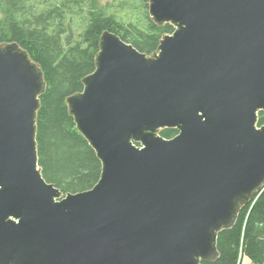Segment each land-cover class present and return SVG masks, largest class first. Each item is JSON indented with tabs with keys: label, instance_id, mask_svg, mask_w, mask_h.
Here are the masks:
<instances>
[{
	"label": "water",
	"instance_id": "95a60500",
	"mask_svg": "<svg viewBox=\"0 0 264 264\" xmlns=\"http://www.w3.org/2000/svg\"><path fill=\"white\" fill-rule=\"evenodd\" d=\"M147 1L174 32L148 55L105 30L96 70L67 99L102 162L89 190L45 178V74L0 43V264L216 261L219 234L264 190V0Z\"/></svg>",
	"mask_w": 264,
	"mask_h": 264
},
{
	"label": "trees",
	"instance_id": "16d2710c",
	"mask_svg": "<svg viewBox=\"0 0 264 264\" xmlns=\"http://www.w3.org/2000/svg\"><path fill=\"white\" fill-rule=\"evenodd\" d=\"M97 2L0 0V43H19L45 74L47 89L37 120L39 164L47 181L64 194L93 188L102 173L101 160L78 130L67 104L68 97L84 90V78L96 70L102 33L114 31L152 55L163 36L175 30L171 23L160 26L152 19L147 0H139L124 16L106 12ZM262 125L264 112L259 114ZM177 134L176 129L161 130L165 138ZM243 209L236 225L219 234V259L203 264H240L243 257L264 264V190Z\"/></svg>",
	"mask_w": 264,
	"mask_h": 264
},
{
	"label": "rangeland",
	"instance_id": "374dc122",
	"mask_svg": "<svg viewBox=\"0 0 264 264\" xmlns=\"http://www.w3.org/2000/svg\"><path fill=\"white\" fill-rule=\"evenodd\" d=\"M138 2L139 0H98L97 3L101 9L105 10L110 14L114 13L117 14L118 16H124L127 12L131 13V10L134 9L136 5H139ZM1 17H2V13L0 11V18ZM240 264H254V263L248 257H243Z\"/></svg>",
	"mask_w": 264,
	"mask_h": 264
},
{
	"label": "bare ground",
	"instance_id": "6f19581e",
	"mask_svg": "<svg viewBox=\"0 0 264 264\" xmlns=\"http://www.w3.org/2000/svg\"><path fill=\"white\" fill-rule=\"evenodd\" d=\"M244 210V209H243Z\"/></svg>",
	"mask_w": 264,
	"mask_h": 264
}]
</instances>
